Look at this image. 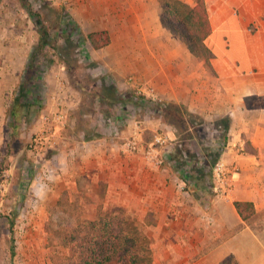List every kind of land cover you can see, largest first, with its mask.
Wrapping results in <instances>:
<instances>
[{"label": "crops", "instance_id": "obj_1", "mask_svg": "<svg viewBox=\"0 0 264 264\" xmlns=\"http://www.w3.org/2000/svg\"><path fill=\"white\" fill-rule=\"evenodd\" d=\"M183 1L190 6L196 3V0ZM204 2L211 25L207 44L216 55L212 60L214 71L211 72L217 80L211 79L203 60L189 50L183 39L164 29L158 0H61L85 37L92 31H108L109 44L95 49L86 38L81 56L95 63L94 70L105 72L110 79L107 82L114 84L120 92L134 91L133 85L126 81L127 76L133 77L152 85L162 104H176L180 109L184 107L198 114L205 127L216 125V117L222 118V124L217 127H222L225 140L218 159L234 165L236 169L233 172L232 198L226 203L217 197L208 196V199L215 202L209 211H213L215 228L228 233V236L202 253L200 248L210 247L211 237L208 235L207 240L200 243L193 239L187 242L179 240L174 241L172 247H180L183 242L190 243L192 249L197 248L191 253L195 259L192 264H220L228 256H233L237 264H264V235L253 223L255 217L264 215V0ZM25 29L31 28L28 25L21 32L17 30L14 42H6L5 46L0 34V148L4 141V120L10 119L8 109L14 103L12 90L18 84L20 89L24 85L23 80L35 83L32 81L34 75L29 80L27 78V73L32 70L26 65L31 53L23 41L32 34ZM66 68L65 62L64 65L59 64V70L51 65L41 83L30 91L28 89L30 99L26 102L21 98L17 104L16 122L7 123L10 132L16 133L26 125L30 105H36L38 113L33 117L34 124L25 135L28 139L43 126L40 122L42 114L49 115L59 108L65 114L63 125L56 131L57 141L52 148L55 154H51L57 158L58 169L50 164L51 157L48 161L49 167L54 169L50 197L67 190L87 194L89 191L81 187L85 183L95 198L99 197L98 193H103L112 201L126 203V194L130 198L135 193L146 194L149 185L154 184L159 200L154 209L156 228L167 232L174 231L176 226L183 228V232L204 233L207 223L190 218L191 206L196 201L192 193L188 189L183 193L172 192L175 180L178 186L185 183L179 177L175 164L166 161L178 142V134L172 124L157 119L149 125L146 119L135 120L128 114L106 117L104 122L108 125L122 120L125 137L139 130L146 138L149 130L157 127L169 137L163 152L165 160L159 166L146 160L141 149L135 153L124 152L114 141L115 131L107 132L106 124L92 127L97 110L82 109L84 86L72 88L68 84ZM95 84L91 85L92 89L101 86V81L97 80ZM95 99L99 97L94 96ZM125 99L129 107L130 98ZM245 148L254 152H247ZM135 156L142 160H135ZM194 180L198 181V177ZM163 181H169L165 189ZM192 188L194 191L196 184ZM185 194L188 196L186 201L191 202L189 205L181 201ZM234 201L252 202L254 215L245 221L240 219ZM168 212L173 213L172 217L167 218ZM92 213L88 212L95 216L96 212ZM165 243L164 247L168 242Z\"/></svg>", "mask_w": 264, "mask_h": 264}, {"label": "rangeland", "instance_id": "obj_2", "mask_svg": "<svg viewBox=\"0 0 264 264\" xmlns=\"http://www.w3.org/2000/svg\"><path fill=\"white\" fill-rule=\"evenodd\" d=\"M158 1L161 15L163 11L162 2L166 0ZM180 1L186 4L183 0ZM28 25L31 29L28 31L25 29V32H31L32 35L23 43L27 45L26 48L31 53L26 65L35 71L32 80L35 83H25L23 92L19 89L18 84L12 90L14 91L13 94L16 91L21 92L23 94L22 99L27 102L31 97L30 95L27 96L28 89L30 88V91L31 88L37 87V83H41L51 65L59 70V64L64 65L65 62L68 66L66 68L68 70V84H71L72 88L84 86L82 88L84 102L82 109L97 110V114L93 116L95 121L92 123V127H103L106 124L107 132L111 129L115 131L113 134L114 141L121 149V144L125 139V134L122 132L125 124L121 119L115 122V125H108L104 121L106 117L116 114H128L135 120L146 119L149 125H152L157 119L168 123V125L172 124L178 134L177 141L183 143L185 147L189 146L188 148L191 150L194 149L191 153L200 147V149L206 148L207 154L212 153L211 157L215 156L213 153L222 142V127H217L222 118L216 117L214 122L217 124L207 127L204 126L202 118V124L199 123V120H195L193 127L187 130L184 127L185 120L181 117L180 112L178 113L174 106H170L174 104H162L158 100L145 99L137 96L131 90L128 93L120 92L114 84L107 82L110 79L105 72L99 73L98 70H94L96 69L95 63L91 62L90 59L85 60L81 56L86 37L77 28L61 0H0V28L3 27L0 34L4 39L2 42L4 46L6 42H14L17 30L21 32ZM164 29L170 31L167 27ZM42 30L47 32L43 42L40 41V31ZM174 35L178 36L177 34ZM204 67L211 73V79L217 80L205 64ZM97 80L101 81V86L92 89L91 85L96 86ZM104 81L107 83L105 84ZM9 95L11 97L12 93ZM94 96L99 97V99H95V101ZM126 97L130 98L131 101L129 107L126 105ZM168 105L169 110L165 111ZM29 112L30 115L25 119L26 125L18 129L16 133H11L8 128L7 123L10 120L8 118L4 120V141L0 148V182L3 180V171L9 173V180L0 187V264H78L80 257L86 252V247L92 246L93 242L96 241L95 236L103 221L108 218L113 220L116 217L124 223H128L129 227L142 228L149 241L153 261L157 264H192L195 260L194 254L191 253L198 250L197 248L192 249V245L191 248L189 246L190 243L187 245L183 242L180 243V247L178 245L172 247L174 241L187 242L193 239V241L196 240L200 243L207 240L208 235L211 237V244L210 247L200 248L202 253L218 244L222 239L227 238L228 233H222L218 228H215V219L211 214L213 211L209 212L215 202H210L208 196L213 199L217 197L223 203L231 201L232 198V196L221 197L214 190L212 168L220 156L210 167L206 156L202 157L203 154H201L197 158L194 152L192 158L194 161H199L196 167L201 172L198 181L191 178L190 183H180L179 186L176 180L173 182V193H183L184 189H188L189 193H192V197L196 199L191 206L192 217L190 218L195 221L197 219L201 223H207L204 233L200 231H195V233L194 231L191 233L183 232L181 231L183 228L176 226L174 231L167 232L156 228V210L154 209L159 204V200L158 194H155L154 184L149 185V191L146 194L135 193L131 198L126 194V203L112 201L103 193H98L99 197L95 198L90 191V186H86L85 183L81 184V187L86 188V192L89 191L87 194L67 190V192L62 191L55 197H50L51 181L48 187H43L36 196L34 191L37 182L41 178L43 170L50 168L48 161L51 154L55 153L49 149L43 154L35 156L28 151L29 138L26 139L25 135L34 124L33 117L38 113L37 106L30 105ZM198 118H200L199 115ZM150 121L151 123H149ZM157 131L165 134L157 127L153 131L149 130L145 139H151ZM56 159L55 156L50 159V164L55 170L58 169L59 164ZM134 159L142 160L140 156H135ZM212 160L213 158L210 161ZM168 182L164 183L163 181L164 189L169 185ZM195 184L197 188L192 191ZM138 197L140 198L138 199ZM187 197L186 195L185 199L181 201L189 205L191 202L186 201ZM94 211L96 212L95 216L88 214V212ZM171 214L173 213L168 212L167 218L172 217ZM181 221L185 222V218L181 217ZM253 223L258 225L255 228H259L261 230L259 233L264 235V215L255 217ZM199 229L201 230L200 225ZM165 241L168 242L166 247H164ZM121 258L116 256L108 264H123V258ZM220 264H237V262L233 256H228Z\"/></svg>", "mask_w": 264, "mask_h": 264}, {"label": "trees", "instance_id": "obj_3", "mask_svg": "<svg viewBox=\"0 0 264 264\" xmlns=\"http://www.w3.org/2000/svg\"><path fill=\"white\" fill-rule=\"evenodd\" d=\"M163 11L160 15V21L164 27H167L171 32L177 34L188 45L189 50L196 56L200 57L205 66L214 71L212 66V60L215 58V53L212 48L207 44V38L211 33V25L206 10L204 0H196L193 6L187 5L180 0H166L162 2ZM47 32L40 31V41H45ZM95 49L106 46L110 42L109 33L107 30L92 31L87 34L86 37ZM68 67V66H67ZM34 75V70H30L27 73L28 80ZM25 86V83L23 82ZM21 85V91L23 92V86ZM18 92V94H15ZM13 95L14 103L10 105L8 109L9 124L16 122L18 110L17 104L21 102L23 94L16 91ZM113 103V102H112ZM174 109L180 112L181 117L185 120L184 127L190 129L193 127V121L199 120L202 124L201 117L187 111L185 108L180 109L176 104ZM169 105L165 111H168ZM182 119V120H183ZM187 119V120H186ZM181 120V119H180ZM225 128V124H224ZM225 140V134H222V142L218 149L213 153L214 157H211L212 153H206L207 149H200L198 147L193 153L198 158L201 154L202 157H207L209 166L211 167L216 161L217 157L221 153L222 145ZM189 146H184L183 143H176L172 152L169 153L166 161H172L176 169L179 172V177L185 182L190 183V179L200 178V170L196 167L199 161H194L193 153ZM201 150V151H199ZM247 152H254L252 149L245 148ZM201 152V153H200ZM213 158L212 161H210ZM195 164V166H193ZM200 172V173H199ZM234 208L242 220H248L254 215V205L250 201H234ZM128 226V227H127ZM126 228V229H125ZM96 241L93 245L86 247V252L80 257L78 264H108L116 256L122 257L123 264H157L153 261L152 250L150 248L149 241L144 234L142 228L131 226L128 223H124L118 217L113 220L109 218L101 224L98 230Z\"/></svg>", "mask_w": 264, "mask_h": 264}, {"label": "built area", "instance_id": "obj_4", "mask_svg": "<svg viewBox=\"0 0 264 264\" xmlns=\"http://www.w3.org/2000/svg\"><path fill=\"white\" fill-rule=\"evenodd\" d=\"M127 83L133 85L134 93L137 96L144 97L145 99H150L157 101L158 96L152 85L148 84L144 80H135L133 77L127 78ZM65 114L59 108L54 112L41 115L42 127L38 131L34 132L28 140V151L35 156L43 154L46 150L52 149L57 141L56 131L57 128L63 125ZM139 128V125L136 124ZM136 128V129H137ZM124 141L121 144L124 152L135 153L141 149L145 156V159L152 162L155 165L163 164L165 158L163 157V152L165 151V146L168 144L169 139L166 134L159 131L155 132L153 137L146 140L142 133L138 130L129 137H124ZM236 171L234 165L226 164L221 159L217 160L212 168V179L214 183V190L221 197L227 198L231 194L232 182H233V172ZM53 176V170L51 168H46L43 170L42 175L37 182V187L35 188L34 194L37 196V192L43 187H48L49 182ZM3 180L0 182V187L8 182L9 173L6 171L2 172ZM184 189V187H181Z\"/></svg>", "mask_w": 264, "mask_h": 264}]
</instances>
